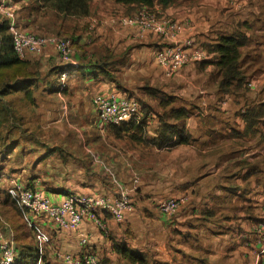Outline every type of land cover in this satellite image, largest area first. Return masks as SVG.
<instances>
[{"label": "crops", "instance_id": "obj_1", "mask_svg": "<svg viewBox=\"0 0 264 264\" xmlns=\"http://www.w3.org/2000/svg\"><path fill=\"white\" fill-rule=\"evenodd\" d=\"M17 1L21 27L33 32L56 29L66 34L72 30L78 65L71 69L68 86L60 88L58 81L59 85L50 89L58 92L50 94L57 96L61 108L56 123L63 120L66 110L72 121H79L86 136L63 139L66 130L56 125L50 139L37 136L11 143L0 156V200L8 194L12 181L17 180L54 202L70 195L112 197L121 192H127L133 201V208L123 219L117 220L111 214L103 216L106 229L89 218H84L77 230L65 229L47 215L23 211L33 235L32 254L23 255L22 264H72L64 256L82 257L86 247L101 256L102 264H139L120 250L125 248L140 254L145 264H255L252 245L260 240L247 230H255L264 202V117L249 128L243 113L248 107L263 104L264 98L249 94L248 87L234 95L219 88L220 76L213 64L218 54L209 51L208 45L236 31L238 26L227 32L231 25H213L215 18L220 20L228 12L215 15L217 6L212 0H192L199 5V12L178 10L176 5H182V0L168 7L153 6L160 15L190 21L178 34V42L188 47L189 40H193L190 50L203 47L211 54L203 61L185 64L175 76L165 79L157 52L161 44L170 40L151 32L139 35L136 26L115 22L117 14H128L124 8L118 13L112 3L104 5L102 0H94L90 15L66 20V31H61L50 24L53 13L31 12L25 8L26 0ZM115 4L131 10V6ZM97 10L100 14H92ZM92 15L101 18L98 31L77 35L78 20L91 19ZM80 37L85 43H78ZM91 41L105 51L88 45ZM40 55L45 63L53 57L60 60L52 44ZM99 60L112 62L110 66L118 69L113 72L117 80L95 74L94 64ZM135 65L149 79L140 86L152 96L142 101L145 134L141 139L127 132L118 135L110 126L107 135H101L94 97L126 96L131 89L140 92L131 87L136 81L129 84L125 76ZM64 67L57 62L52 69L59 77ZM169 99L168 104L161 103ZM182 109L184 117H175L174 110ZM164 121L186 125L190 141L175 145L153 141ZM168 197L186 198L175 214L158 207L159 201ZM1 229L11 227L1 219ZM83 235L89 236L87 246L81 242Z\"/></svg>", "mask_w": 264, "mask_h": 264}, {"label": "built area", "instance_id": "obj_2", "mask_svg": "<svg viewBox=\"0 0 264 264\" xmlns=\"http://www.w3.org/2000/svg\"><path fill=\"white\" fill-rule=\"evenodd\" d=\"M151 12L149 7L143 6L134 14L117 16L114 21L124 26H136L139 35L151 32L170 40L168 43L161 44L157 52L158 62L168 76L177 73L185 64L210 58V52L203 47L190 50L193 40H189L188 47L185 43L178 42V34L190 25V21H178L168 16L159 18ZM0 14L7 19L14 49L19 57L27 58L31 54L41 53L49 44L55 46L60 58L66 64L60 76L61 87L66 88L71 69L78 65L73 51V39L55 33H36L21 27L17 21V8L12 0H0ZM98 22L94 19L90 27L94 28ZM257 82L258 80L251 79L247 81V85L249 88H254ZM94 104L98 111L96 122L100 129L130 121L140 123L144 120L143 103L134 95L97 94L94 97ZM12 182L14 184L8 186L7 192L14 197L23 211L32 212L36 216L47 215L59 227L65 229H79L84 218L94 220L102 229H106L103 217L105 214H111L117 220H121L125 213L133 208V201L127 192H121L112 197L70 195L61 202H54L49 196L29 185L17 180ZM185 200V197H168L160 200L158 207L163 212L175 214ZM255 231L260 234L257 237V240H260L259 244L252 245V252L254 251L256 256L255 264H264V234H261L264 232V202L262 215L255 226ZM81 242L87 246L89 236L83 235ZM64 257L72 264H102L101 256L87 247L82 257H74L72 254H66ZM19 259L18 243L13 230L1 229L0 264H17Z\"/></svg>", "mask_w": 264, "mask_h": 264}, {"label": "trees", "instance_id": "obj_3", "mask_svg": "<svg viewBox=\"0 0 264 264\" xmlns=\"http://www.w3.org/2000/svg\"><path fill=\"white\" fill-rule=\"evenodd\" d=\"M115 1L131 6L132 8L143 6L152 8L155 4L168 7L177 3L179 0ZM25 4V8L29 7L27 10L31 12L42 10L44 14L53 13L54 17L50 19V24L57 29L59 28L61 31H66V20L75 16H87L93 11V0H26ZM61 33L55 34H65ZM250 39L251 35L248 31L241 29L222 35L218 41L208 45L209 51H217L218 54V59L216 61L213 60V64L218 68V74L220 76L219 88L222 92L232 93L249 87L247 85L246 71L242 68V59L243 48L250 43ZM30 62L32 61L19 57L15 52L7 19L0 14V116H5L3 120H11L12 107L11 102L7 100V97L11 93L17 90H25L32 103H35L33 91L34 86H39L38 76L40 71L37 70L38 68L29 67ZM111 64V61L99 60V62L94 64V68L97 71L95 74H106L113 80H117L113 72L110 71ZM34 72H37L38 75L32 78L31 76L34 75ZM169 101L170 99L161 103L166 105ZM184 112V109L174 110V116L182 118L185 115ZM243 115L249 123V128L253 127L260 118L264 117V103L248 107ZM145 123L146 120L140 123L130 121L120 125H111V127L118 135L122 132H127L133 138L141 139L145 134ZM190 139L191 136L186 125H179L168 121L163 122L158 137L152 138L153 141L160 145H175L189 142ZM1 219L9 224L15 234L20 258L22 256V260L19 259L17 264H22L23 255H28L29 257L32 254L31 238L33 233L23 210L10 193L0 202V222ZM120 250L132 261L145 264V260L140 254L134 253L127 248Z\"/></svg>", "mask_w": 264, "mask_h": 264}, {"label": "rangeland", "instance_id": "obj_4", "mask_svg": "<svg viewBox=\"0 0 264 264\" xmlns=\"http://www.w3.org/2000/svg\"><path fill=\"white\" fill-rule=\"evenodd\" d=\"M113 1L115 0H102V3L104 5L108 3H112L113 4L112 6L116 7V11L118 13L119 11H122L123 8H124V13H128V14L120 13L117 14L118 16L131 15L143 8V7H134V8L131 7L130 10L128 7H123L122 5L115 4L116 1L115 2ZM182 1H185L182 5H176V7H178L177 8L178 10L188 11V9H194L195 12H199V5L196 2H192V0H182ZM206 1L207 0H202V2L204 3ZM212 1L217 6L216 8H214V10L216 11L215 15H218L222 11H226L228 12V14H230V15L227 14L226 16L222 15L220 20L218 18H215L213 25L222 24L226 28L231 25L230 28H228L229 31L227 32H231L230 29L233 26H238L237 27L238 29L247 30L251 35L250 43L243 48L242 68L243 70L246 71L247 80H251V79L258 80L257 85L254 88L248 87L249 89L247 92L249 94H253V96L254 95L258 96V98H264V0H212ZM12 2L15 4L17 10H19L20 7H18L16 3L18 4L20 3L18 1L16 2V0H12ZM94 8H95V2L93 0L92 9ZM149 10L152 11L151 13H155L156 15H158L159 18H162L163 16H168L165 13H162V15L158 14L159 12L155 7L149 8ZM117 12L111 11L112 14ZM92 14H100V11L97 10ZM1 16L4 17L3 15ZM94 19H97L99 22L101 21V18L98 15H92L91 19L84 17L83 19L78 20L80 25L77 35L80 36V34H83V32L86 31L97 32L100 24L99 25L96 24L92 30L89 29L90 28L89 26L92 24ZM35 32L42 34L59 33L56 29H52L51 31H43V32L40 30H35ZM72 34H73L72 30H68V34L65 33L64 35L66 37L69 36L71 39H73V51L75 53L74 55L76 58V52H77L75 47L76 41H75V37ZM81 39L82 37L79 38L78 43L79 44L85 43L82 42ZM93 42L94 41H91L90 43H88V45L97 46L100 49V52L104 50L102 45H92ZM133 50L135 51L134 48ZM41 53L31 54L26 58L32 61L30 62L29 67L32 68L33 66H37L40 70V74L38 76L39 86L37 85L34 86V91H33V95L35 96V103H32L25 90H17L11 93L7 97V100L11 102L10 104L12 107V115L10 116L11 120H3L5 116L4 115L0 116V156L2 152H5L8 149V147H11V143L14 144L20 140H25V139L30 140L31 137L33 139H36L37 136H44L46 137V139H50L55 134L54 126L56 125H61L66 130L65 137H63V139L75 140L74 138L76 136L82 138L86 136L84 129L81 128L79 124V121L78 120L72 121L71 119L72 117L70 115L68 117V111L66 110H63V114H62L63 120L58 124L56 123L57 121L56 118L57 116H60L61 108H60V104L57 103L56 100L57 96L52 95L53 93H57L58 91L50 90V89L54 88V86H58L59 82H60L59 87L61 88V81L58 80L59 78L61 79V77L60 76L58 77V74L55 72V69L52 68H54L57 62L58 63L62 62L64 65L66 64L60 57H59L60 58L59 61L58 60L56 61V57H53L52 60L45 63L43 62L42 55H40ZM160 67L162 66L160 65ZM110 71L117 73L118 69L113 68L111 66ZM162 71L163 73H165L164 69H162ZM176 74L177 73L173 75L175 76ZM37 75L38 73L34 72V75L31 77L33 78L36 77ZM164 75H166L165 79L169 77L166 73ZM173 75H171L170 77L172 78ZM125 76L128 78L129 84H132V80H135L136 84L132 85L131 87L132 88L137 87V90L140 91L137 92L132 89L128 90L129 95L132 94L136 96L140 100V102L144 101V99H146L147 96L148 98L152 97L150 93L149 94L146 93L143 87L140 86L143 84L144 81H147L149 79L148 77L145 76L142 68L139 65L130 67L127 70ZM165 86L166 85H163L162 87L164 88ZM235 92H232V95L236 94ZM260 95L262 96L259 97ZM68 104L70 105V102H68ZM64 105L66 106V103H64ZM47 125H51L53 126V128L51 130L46 129L45 126ZM261 127L264 130V123L261 125ZM109 128L110 126L107 127L106 129L99 128L100 134L107 135L108 133L107 131L109 130ZM247 231L250 234H252L254 238H257L258 235H260L259 232L255 231L253 228ZM261 234H264V232Z\"/></svg>", "mask_w": 264, "mask_h": 264}]
</instances>
